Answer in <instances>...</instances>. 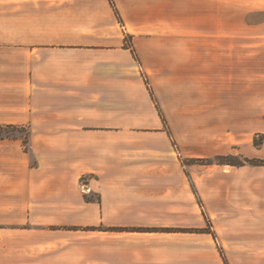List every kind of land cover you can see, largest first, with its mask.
I'll return each instance as SVG.
<instances>
[{"label":"crops","instance_id":"1","mask_svg":"<svg viewBox=\"0 0 264 264\" xmlns=\"http://www.w3.org/2000/svg\"><path fill=\"white\" fill-rule=\"evenodd\" d=\"M162 8L0 0V127L24 137L0 141V264H264L263 230L212 205L243 168L201 175L175 144Z\"/></svg>","mask_w":264,"mask_h":264},{"label":"rangeland","instance_id":"2","mask_svg":"<svg viewBox=\"0 0 264 264\" xmlns=\"http://www.w3.org/2000/svg\"><path fill=\"white\" fill-rule=\"evenodd\" d=\"M153 16L161 21L154 34L168 57V82L180 85L165 103L183 163L217 178L243 168L238 177L249 187L227 190L228 201L216 200L213 209L247 214L243 222L262 229L253 237L264 242V0H163ZM141 51L146 57L149 49ZM147 56L158 89L164 70ZM10 136L24 138L14 130Z\"/></svg>","mask_w":264,"mask_h":264},{"label":"trees","instance_id":"3","mask_svg":"<svg viewBox=\"0 0 264 264\" xmlns=\"http://www.w3.org/2000/svg\"><path fill=\"white\" fill-rule=\"evenodd\" d=\"M14 130V131H21L20 129L18 128H15V127H0V141L1 140H5V139H9L11 136H10V132ZM4 133V134H3ZM25 143V146L27 147L28 146V141L25 140L24 141ZM226 164L228 165H232V166H238V167H241L243 166L244 164L243 163H233V162H227Z\"/></svg>","mask_w":264,"mask_h":264},{"label":"built area","instance_id":"4","mask_svg":"<svg viewBox=\"0 0 264 264\" xmlns=\"http://www.w3.org/2000/svg\"><path fill=\"white\" fill-rule=\"evenodd\" d=\"M123 29H124V28H123ZM83 189H84L85 191H88V192H89V189H88L86 186H84Z\"/></svg>","mask_w":264,"mask_h":264}]
</instances>
